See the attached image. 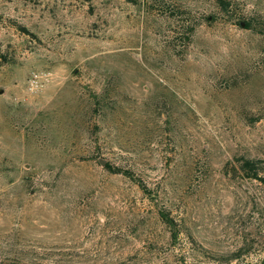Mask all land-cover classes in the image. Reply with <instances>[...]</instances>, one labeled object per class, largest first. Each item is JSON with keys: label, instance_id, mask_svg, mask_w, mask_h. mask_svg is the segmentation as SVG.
Here are the masks:
<instances>
[{"label": "rangeland", "instance_id": "obj_1", "mask_svg": "<svg viewBox=\"0 0 264 264\" xmlns=\"http://www.w3.org/2000/svg\"><path fill=\"white\" fill-rule=\"evenodd\" d=\"M228 2L0 0V264L261 261L264 0Z\"/></svg>", "mask_w": 264, "mask_h": 264}, {"label": "trees", "instance_id": "obj_2", "mask_svg": "<svg viewBox=\"0 0 264 264\" xmlns=\"http://www.w3.org/2000/svg\"><path fill=\"white\" fill-rule=\"evenodd\" d=\"M217 4L219 5L220 9L223 10V11H225V12L228 11V8L230 7V3L228 2V0H217ZM248 27H249V24L246 23L245 24V28H248ZM105 167L110 172H113V173H118L119 172V169H113L109 165H106ZM253 176L256 177V175H253ZM258 264H264V257L261 259V261Z\"/></svg>", "mask_w": 264, "mask_h": 264}, {"label": "water", "instance_id": "obj_3", "mask_svg": "<svg viewBox=\"0 0 264 264\" xmlns=\"http://www.w3.org/2000/svg\"><path fill=\"white\" fill-rule=\"evenodd\" d=\"M242 25H243V23H242ZM100 164H101L102 166H104V165H105V161L100 160Z\"/></svg>", "mask_w": 264, "mask_h": 264}]
</instances>
